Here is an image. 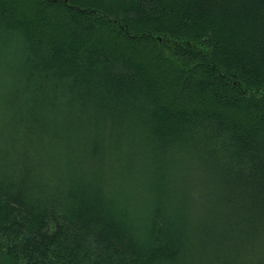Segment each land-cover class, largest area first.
I'll return each mask as SVG.
<instances>
[{"label": "trees", "instance_id": "1", "mask_svg": "<svg viewBox=\"0 0 264 264\" xmlns=\"http://www.w3.org/2000/svg\"><path fill=\"white\" fill-rule=\"evenodd\" d=\"M0 264H264V0H0Z\"/></svg>", "mask_w": 264, "mask_h": 264}, {"label": "rangeland", "instance_id": "2", "mask_svg": "<svg viewBox=\"0 0 264 264\" xmlns=\"http://www.w3.org/2000/svg\"><path fill=\"white\" fill-rule=\"evenodd\" d=\"M165 52H166L167 54H169V51H168V50H166Z\"/></svg>", "mask_w": 264, "mask_h": 264}]
</instances>
